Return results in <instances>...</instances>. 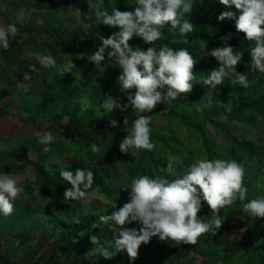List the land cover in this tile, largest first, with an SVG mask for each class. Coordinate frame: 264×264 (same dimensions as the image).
I'll use <instances>...</instances> for the list:
<instances>
[{
  "label": "trees",
  "instance_id": "trees-1",
  "mask_svg": "<svg viewBox=\"0 0 264 264\" xmlns=\"http://www.w3.org/2000/svg\"><path fill=\"white\" fill-rule=\"evenodd\" d=\"M134 2L135 0H102L95 8H107L111 11V8L115 6L121 11H134L136 7ZM226 10L229 9L221 5L219 0H195L192 12L184 16L194 24L193 31L181 36L178 30L166 26L163 29V39L157 41L156 46L166 44L177 50L186 48L197 60L195 75L206 76L212 69L219 67V62L211 57L210 51L223 46L220 37L231 33L228 43L237 51L244 53L237 71L248 74L251 81L250 87L234 85L230 78H226L215 91H209L208 87L201 84H194L190 93L182 94L176 101L169 100L159 104L153 112L145 113L152 118L151 139L156 144V148L152 152L135 151L133 158H129L128 154H122L119 151V144L128 134L131 121L136 118L135 110L128 108L124 111L114 110L108 113L101 106L98 109L105 93L114 98L119 97L121 102L127 103L126 95L119 92L118 77L121 70L119 67H111L110 61H105L110 66L100 77L95 66L87 60V56H81V53L91 55L98 49L101 41L97 37L101 35L107 37L119 29L98 23L94 17V11L88 15L83 13L78 26H69L68 22L52 17H47L42 24L36 23L33 19L25 23H16L20 27L18 35L14 37L16 40L20 34H25L47 36L50 39L56 38L62 41L60 46L51 42L27 47L17 44L8 55V61L14 65L15 76L20 81H23V73L26 71L34 78H39L37 87L39 91H42L44 98L29 112L36 119H44L43 123L47 124L39 132L53 133L57 127L64 139H56L49 145L51 151L45 153L44 146L39 143L37 136L35 139H30L28 148L23 147L20 151L25 163L24 168L29 170L33 177L32 180L31 178L23 179L24 193L27 196L38 197L41 205H37V202L35 204L39 208L22 206L27 211L33 209L32 215L35 217V222L16 235L15 241L16 239L23 241L28 235L29 245L27 246L29 247L26 248L29 250L21 263L15 264H80L81 259L84 264H110L107 262L112 264H185V262L189 264H264V218L250 217L243 211L244 204L249 200L264 196V143L263 148L256 144L257 141L264 140L258 138L256 141L249 138L245 132L241 135L235 132L240 125L243 127L241 130L252 127L261 131L264 125V74L250 71V49L255 46V42L246 40L243 33L237 32L235 20H218L220 13ZM238 15L237 12V17ZM5 19L8 24H13L6 16ZM89 23L93 27L85 29L84 25ZM130 44L134 47L147 48V45L137 37H134ZM32 52L42 55L52 54L56 58L57 67L38 73L31 64L26 65L25 60L21 59L23 55ZM67 62L75 66V75H70L58 68ZM88 88L91 89L92 97H89L85 103L82 98H85L86 94L82 98L81 95L83 90ZM166 90L167 86L163 90L165 94ZM229 105L231 111L227 110ZM160 116L166 120V126L162 128L155 125ZM125 117L129 119V126L126 127L123 124ZM109 119H116L119 122L118 126L110 127ZM182 123L187 127L186 131L193 135L200 129L202 132L209 133L206 126L210 125L218 135L225 138L226 147L223 151L218 150L222 148L216 143L215 136L209 133L211 137L208 138L205 133L204 146L199 148L198 157L193 156L195 151H191L177 138L176 130L182 128L180 127ZM230 123L233 129L228 127ZM93 143L101 151L93 153L91 151ZM216 151L225 155L224 158H233L245 165L247 169L245 185L248 188L245 201L238 200L224 210L221 209L223 224L216 235L210 232L202 236L196 245L180 244L174 246V250L171 249L172 246L167 247L164 242L154 237L150 243L141 246L139 257L135 261H130L126 252L119 253L111 260H105L98 254H94L97 245L90 242V236L97 235L101 238L100 243L103 244L104 238L112 240L114 233L107 225L103 226V229L100 226L96 228L93 226L100 223V215L111 214L115 209L106 208L104 205L90 206L89 201L84 203V200L64 199V191L66 188H71V185L60 177V169L74 171L79 167L92 171L95 179L93 188L89 190V197H93L92 191L99 187V192L94 198L103 199L110 206L115 202L118 209L128 201V191L124 189H130L132 178L143 174L152 177L167 176L162 170L166 168L170 155L182 161V165H176V169L178 173H183L196 158H202L204 155L209 159H221ZM29 152L31 156L36 152L40 156L28 160L26 157ZM75 157V162H71V159L74 160ZM114 158L115 161L126 162V183L114 182L118 180V176L114 175L112 164ZM92 159L101 160L96 163ZM252 162L258 165H252ZM7 167L8 170L11 169L10 166ZM168 178L171 179V177ZM19 201H16L15 205L19 204ZM41 206H44L43 210L50 212L44 222L37 216L42 211ZM86 209H90L91 212L88 213ZM208 209L209 206L202 200V208L198 216L207 218ZM55 211H60L67 216V219L60 218ZM14 214L17 215L16 219H20L22 213L16 210ZM11 221L14 224L16 222L15 219ZM128 227H138V225L133 223ZM228 234L232 235L227 236ZM34 235L38 237L34 239ZM42 239L51 241L45 248L47 250L44 249L45 254L36 249L40 243L37 242ZM230 243L240 245L237 253L228 255ZM107 246L111 247V245ZM42 255L46 256L41 258Z\"/></svg>",
  "mask_w": 264,
  "mask_h": 264
},
{
  "label": "clouds",
  "instance_id": "clouds-1",
  "mask_svg": "<svg viewBox=\"0 0 264 264\" xmlns=\"http://www.w3.org/2000/svg\"><path fill=\"white\" fill-rule=\"evenodd\" d=\"M194 3L195 0H135L134 11H121L115 6L109 11L107 8H91L89 4L90 12L94 11L98 23L119 29L107 37H97L101 41L98 49L91 55L81 53V56H87L100 77L110 66L105 61H110L111 67H119L121 70L118 77L119 92L126 95L127 103L105 93L100 106L108 113L128 108L136 112L128 134L119 144L122 154L154 151L156 144L151 139L152 118L145 113L153 112L161 103L176 101L182 94L190 93L194 84L215 91L226 78H230L234 85L250 87L248 74L237 71L244 53L228 43L231 33L220 37L223 46L210 51L211 57L219 62V67L212 69L206 76L195 75L197 60L186 48L177 50L166 44L156 46V42L163 39L166 26L178 30L181 36L193 31L194 24L184 16L192 12ZM219 3L229 10L222 11L218 20H235L237 32L243 33L246 40L255 42V46L250 49V71L264 74V0H219ZM84 27L88 29L93 25L89 23ZM18 31L15 24H0V48L8 50L9 37H16ZM134 37L140 38L147 48L131 45L130 41ZM37 58L42 67H57L56 58L52 54H37ZM30 80V73L24 72V82L20 84L22 90H30L27 83ZM166 86L165 94L163 90ZM227 110L231 111L230 105ZM108 123L112 128L119 124L116 119H109ZM123 124L129 126L127 117ZM37 136L39 143L44 146L43 151H51L49 145L55 142V135L41 131ZM91 151L96 153L101 149L93 143ZM178 164L182 165V161L170 155L166 168L162 170L167 176L143 174L131 179L130 189H124L128 191V201L118 209L113 202L111 207L115 210L111 214L100 215V223L93 226L103 229L107 225L114 233V238H104L103 244L97 235L90 236V242L97 245L94 254L111 260L119 253L126 252L129 260L135 261L141 246L150 243L154 237L172 246H194L202 236L210 232L217 234L223 224L221 209L224 210L238 200H246L247 169L236 159H209L207 156L196 158L183 173L177 172ZM59 175L71 185V188L65 189L64 199H89V190L93 188L95 179L92 171L79 167L74 171L60 169ZM23 192L22 184L12 174H0V215H13L16 211L15 201ZM98 192L99 187L92 191L91 196H96ZM202 200L212 210L211 219L207 216L208 212L207 218L198 216ZM243 211L250 217L264 218V196L249 200L244 204ZM133 223L138 227H128Z\"/></svg>",
  "mask_w": 264,
  "mask_h": 264
},
{
  "label": "rangeland",
  "instance_id": "rangeland-1",
  "mask_svg": "<svg viewBox=\"0 0 264 264\" xmlns=\"http://www.w3.org/2000/svg\"><path fill=\"white\" fill-rule=\"evenodd\" d=\"M101 1L102 0H0V20L5 21L4 18L6 16L7 19L11 20V23L16 25L18 30L20 29L19 25L16 24L18 22L19 23H25L29 19H33L36 23L42 24V23H45V20L47 17H52L56 20H62L64 22H68L69 26H78L81 22V15L83 13L85 15H88L89 13H91L90 9H89V4H90L91 8H95L98 4L101 3ZM48 42H51L52 44H56L58 46H60V44L62 43V41L59 39H56V38L50 39L47 36H40V35H25L22 37V40H20L18 43H20L24 46H28V45H41V44L48 43ZM37 54H39V53L32 52V53L24 55L23 57H21V59L24 58L26 65L31 64L35 68V70H37L38 73H41L42 71L49 70L48 68L41 66V64L39 63V60L37 58ZM39 55H42V54H39ZM58 68L63 69L64 72H66L70 75H75V73H76V68H75V66L73 67V64L71 62H67ZM19 81H20L19 78L15 77V82H16V84H15L16 87L14 88V91H16L15 97L20 99L17 101L16 106L20 107V109H19L20 113L16 109H15V112H18V114H21L24 112L25 116L26 115H28L27 117L31 116L30 117L31 123H34V127L36 129H39V131H40L41 129H44L45 126H47V124L43 123L44 119H42V118L36 119L34 116H32L31 113H29L32 110V108L36 107L35 106L36 103L40 102L44 98L42 91H39V89L37 87V85L39 86V84H38L39 78H34L31 75V80L27 82L30 85V90H28L27 92L25 91V94L21 90V87H18L17 82H19ZM38 91L40 93L39 96L37 95ZM90 91H91L90 88H88L87 90L86 89L83 90L81 98H82V96H84V94H86L85 98H82L83 102L87 103V101H88L87 99L89 97H92V94L90 93ZM34 95H36V96L34 97ZM102 103H103V100H101L100 104H102ZM98 109H100V105L98 106ZM49 124H51V123H49ZM231 124L232 123H230L228 125V127L230 129L232 128ZM155 125L160 127V128L165 127L166 126L165 118H163V116L158 117L157 121L155 122ZM180 127H182V128L176 130L177 138L180 139L181 142L184 143L185 146L187 148H189L191 151H195L193 153V156L198 157L199 154H197V152H198L199 148L204 146V141H205L204 137H206V135H205L206 131L202 132L201 129L199 128L200 130H198L193 135V134H190L186 131L187 127L185 125H183V123H182V126H180ZM206 128H207V131L209 133H211L215 136L216 143L221 146L220 148H222V149L218 148V150L223 151L227 145L225 138L222 135L221 136L218 135L210 125L206 126ZM241 128H243L242 125L238 126L237 129L234 128V129H236L235 132L237 135H241L242 132H245L249 138H252L256 141L258 138H263V140H264V135H263L264 125H263V127H261V131H257V129H254L252 127L251 128L245 127L244 130H241ZM7 130H8L7 134L9 135L8 137H10L11 140L10 141L7 140L6 142H0V144L6 143L5 144L6 146L17 147V148L12 149L11 154H13V155H15L17 152L20 154V151H22L23 147L28 148L30 143H31L30 141L32 139H35L34 137L30 136L29 138H31V140L30 139L27 141L23 140L24 142H22L21 145L19 146L18 145L19 139L15 138L16 135L11 136V134L13 133L12 128H7ZM36 132H37V130H36ZM209 133H206L208 135V138L211 137V135ZM53 134L55 135L56 139H61V138L64 139V137L62 136L63 135L62 132L57 127L53 130ZM34 136H36V135H34ZM0 141H1V139H0ZM33 142H35V140H33ZM263 143H264V141H261V140L256 142V144L260 148H263ZM133 153L132 154H131V152L128 153L129 158H133L132 157ZM216 153L219 156H221V159H227V158H224L225 155H222V153H220V151H216ZM39 156H40L39 153L36 152L32 156L28 155V157H26V159L27 158H28V160L31 158L35 159V158H38ZM12 157L14 158L15 156H12ZM75 159H76V157L74 158V160L71 159V162H75ZM99 160H101V159H92V161L96 162V163L99 162ZM1 161L4 162L6 160L1 159ZM112 164L114 165L113 166L114 167V175L118 176V180L114 181V182L116 184L126 183V178H125L126 177V162L123 160L115 161V158H114L112 161ZM251 164L256 165V166L258 165L255 162H252ZM5 168L6 167H4V166L2 168H0V172L2 174H3V172L9 174L11 172V170L7 169L9 167H7L6 169ZM26 178H29V179L31 178V180L33 178L31 176V172L29 170H27L25 176L23 175L22 179H26ZM123 179H124V182H122ZM25 197L27 198L28 196L25 195ZM26 198L25 199H17L18 201L19 200H21V201H19V204L15 205L16 210L20 211V213H22L20 219H16L17 215L13 214L12 216L7 218V220H6V221H11L14 219L16 220V222H15V224H16L15 233L21 232L22 230L27 229V227L29 225H31L35 222V217H33V215H32L33 209L30 208L31 210L27 211L26 209L22 208V206L25 207L27 205ZM43 200H41L42 203H44ZM33 201H34V199L32 200V202ZM84 201H85L84 203H87L89 201L88 204L90 206H94V207L99 206V205H102V206L104 205V207H106V208L111 207L105 201H103V199L100 200V199H97L94 197H89V199H86ZM37 202L40 203V201H37ZM37 202H36V204H37ZM36 204H34V206H31V207H38ZM43 207L44 206H41L40 209L42 211L40 210L41 212H39L37 215L43 219L42 222H44V220L47 219L48 215L50 214L49 211L43 210L42 209ZM101 209L104 210L105 208H101ZM86 211L88 213L91 212L90 209H86ZM55 212H56V215H58L60 218L67 219V216L61 214L60 211H55ZM207 212H208L207 216L212 217V210L210 208L207 210ZM2 221H3L2 218H0V222H2ZM1 229L4 230V231H2L3 234L7 231V230H5L4 227H2ZM10 232H11V230H10ZM231 235L232 234H228L227 236H231ZM37 237H38L37 235H34V239H36ZM8 238L13 239L11 236H9ZM37 243H39V244H38V247L36 249H39L40 251H42V254H45V252H46L45 250H47L45 248L47 247L48 243H51V241L42 239L41 241H38ZM165 244L167 247L172 246L169 243H165ZM239 246H240L239 244L230 243L228 255H230L232 253H237L239 251ZM171 249L174 250V246H172ZM43 256H46V255H42L41 258ZM80 261H81L80 264H84L82 259ZM107 263L112 264L111 262H107ZM185 264H189V263L185 262ZM208 264H210V263H208Z\"/></svg>",
  "mask_w": 264,
  "mask_h": 264
},
{
  "label": "crops",
  "instance_id": "crops-1",
  "mask_svg": "<svg viewBox=\"0 0 264 264\" xmlns=\"http://www.w3.org/2000/svg\"><path fill=\"white\" fill-rule=\"evenodd\" d=\"M4 20L6 21L5 18ZM5 21L0 20V24L7 25L8 23L7 21L6 22ZM23 36H25V34H20L17 40L10 36L9 49L3 50L2 48H0V139H1L0 142H6L7 140L8 141L11 140V138L8 137L9 135L7 134L8 132L7 128H12L13 133L11 134V136L16 135L15 138L19 139L18 141L19 146L21 145L22 142H24L23 140L27 141L31 139L29 138L30 136L36 138L37 133L39 132V129H36L34 127V123H31L30 118L27 117L28 115L25 116L24 112L18 114V112L20 113L19 111L20 107H17L16 103L20 99L15 97L16 91H14V88L16 87L15 85L16 70L14 65L10 64L8 61L9 59L8 55H10V53L17 44H20L18 42L22 40ZM22 46L27 47L24 45ZM22 59L24 60V58ZM23 82L24 81L17 82L18 87H20V84ZM22 91L25 94V91L24 90ZM15 109L18 110V112H15ZM5 144L6 143L0 144V168H2L3 166L4 167L10 166L11 172L9 174H12L15 178H17L20 181L22 186H24L25 184L22 178L23 175L25 176L27 170L24 168L25 163L22 159V156L18 152L15 155L11 154L12 149L17 147L6 146ZM12 156L15 157L13 158ZM1 159L6 161L2 162ZM0 174L2 173L0 172ZM25 198H26L25 193L23 192V194L18 199H25ZM33 199L34 201L32 202ZM26 201H27L26 206L31 207L34 206V204L38 201V197L28 196L26 198ZM37 205H41V204L38 203ZM0 218H2L3 220L2 222H0V264H15L18 262L21 263V260L25 257L26 253L29 250L26 248L29 247L27 246L28 235L25 237L23 241H17V239L15 241L16 235L18 233V232L15 233L16 224H14L13 221H6L8 217H4L3 215H0ZM2 227H4L5 230H7L4 234L2 233V231H4L1 229ZM9 236H11L13 239L8 238Z\"/></svg>",
  "mask_w": 264,
  "mask_h": 264
}]
</instances>
